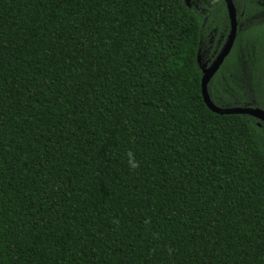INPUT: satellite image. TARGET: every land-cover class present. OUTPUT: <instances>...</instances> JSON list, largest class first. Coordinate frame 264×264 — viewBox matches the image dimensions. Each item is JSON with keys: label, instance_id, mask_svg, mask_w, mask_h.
<instances>
[{"label": "trees", "instance_id": "1", "mask_svg": "<svg viewBox=\"0 0 264 264\" xmlns=\"http://www.w3.org/2000/svg\"><path fill=\"white\" fill-rule=\"evenodd\" d=\"M205 17L0 0V264H264V124L204 103L197 56L230 29L223 0ZM208 94L264 109V17L239 25Z\"/></svg>", "mask_w": 264, "mask_h": 264}, {"label": "water", "instance_id": "2", "mask_svg": "<svg viewBox=\"0 0 264 264\" xmlns=\"http://www.w3.org/2000/svg\"><path fill=\"white\" fill-rule=\"evenodd\" d=\"M226 4V10L229 18L230 23V30L227 37L226 42L224 43L223 47L221 48L220 52L213 60L210 65L207 63H202L200 54L197 56L198 64L202 70V77H201V92L203 96L204 103L207 107L218 114H243L249 115L258 119L260 122L264 124V109L258 107H219L216 106L210 99L208 94V83L210 79L214 76V74L219 70L220 66L224 62L225 58L229 55L237 34L238 22H237V14L236 9L233 3V0H223Z\"/></svg>", "mask_w": 264, "mask_h": 264}, {"label": "rangeland", "instance_id": "3", "mask_svg": "<svg viewBox=\"0 0 264 264\" xmlns=\"http://www.w3.org/2000/svg\"><path fill=\"white\" fill-rule=\"evenodd\" d=\"M186 5L192 8L195 12H197L202 18L206 19L205 14L208 13L219 0H184ZM234 3V2H233ZM235 6V4H234ZM235 9L237 10L236 6ZM223 45L221 46V48ZM220 48V50H221ZM219 50V52H220ZM218 52V53H219ZM216 54V56L218 55ZM216 56L213 59H208L206 61H203L202 63H207V65H210L213 60L216 58ZM201 58V55H200ZM251 107V106H250Z\"/></svg>", "mask_w": 264, "mask_h": 264}, {"label": "flooded vegetation", "instance_id": "4", "mask_svg": "<svg viewBox=\"0 0 264 264\" xmlns=\"http://www.w3.org/2000/svg\"><path fill=\"white\" fill-rule=\"evenodd\" d=\"M236 14H237L238 27H239V25H246L247 22L250 23L252 21V19L253 18L255 19L256 17H258V21H262V18L264 17V9H259V11L257 12V16L253 15L252 17L251 16H245L243 11L237 13V10H236ZM227 17H228V14H227ZM229 25H230V23H229ZM228 34H229V32H228ZM228 34L226 35L225 40L222 43L223 45L227 40Z\"/></svg>", "mask_w": 264, "mask_h": 264}, {"label": "clouds", "instance_id": "5", "mask_svg": "<svg viewBox=\"0 0 264 264\" xmlns=\"http://www.w3.org/2000/svg\"><path fill=\"white\" fill-rule=\"evenodd\" d=\"M127 155H128V166L131 169L137 168L139 165L138 162L135 160L134 154L129 152Z\"/></svg>", "mask_w": 264, "mask_h": 264}]
</instances>
